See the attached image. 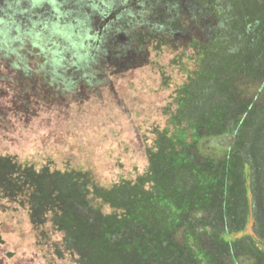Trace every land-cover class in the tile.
<instances>
[{
    "label": "rangeland",
    "instance_id": "1",
    "mask_svg": "<svg viewBox=\"0 0 264 264\" xmlns=\"http://www.w3.org/2000/svg\"><path fill=\"white\" fill-rule=\"evenodd\" d=\"M50 1L60 4L61 20L75 19L71 20L74 26L64 21V30L75 45L66 35H52L64 31L63 22L56 31L39 25L38 17H43ZM180 1L186 3L184 7L178 0L170 6L160 0H0L4 20H0V54L10 58V67L0 72L17 74L15 78L0 75V154L36 168L51 161L55 163L51 168L92 169L99 187L92 202L88 196L89 205L82 206L77 199L73 207L67 202L58 210H64V218L70 220L75 207L76 213L83 210L94 221L87 237L97 250L92 262L77 260L79 255L67 249V231H59L51 216L33 224L25 210L0 202V231L5 240L0 245V264H264V191L258 190L254 197L249 189L252 181L260 188L264 179V157L253 151L264 144V0L236 1V12L248 29L238 42L224 39L225 45L218 44L215 32H210L225 23L211 16H194L197 10L188 4L193 0ZM82 2L89 5L78 12ZM157 4L162 14L183 21L177 32L157 27L170 36L167 44L160 51H128L120 76L107 75L104 64L97 67L95 50L101 35L96 29L80 27L84 17L104 8L109 22L123 13L133 27L145 29ZM211 6L210 2L207 11ZM4 13H12L14 20ZM27 17L32 21L26 22ZM249 33L254 34L252 44ZM119 36L124 46L125 39ZM192 39L204 44L193 42L190 50ZM222 47H230L231 55L225 53L223 63H232V73L223 72L220 60L213 74L194 68L199 63L196 56L204 53L209 58L204 64L214 63ZM73 51L85 67L79 71L87 72V82L97 85L77 86L68 67ZM252 58L258 59L254 66ZM184 82L204 84L203 92H196L190 102L192 116L186 127L194 130L202 122L208 142L201 149L194 137L191 143L179 139L183 144L174 148L169 165L150 172L145 151L154 139L152 131L165 126L163 112L174 110L172 99ZM214 92L220 100L211 97ZM248 104V114H242ZM198 113L201 118L196 117ZM231 129L238 130V135L228 153L233 137L213 136H226ZM185 146L191 148V157ZM105 222L113 225L103 229ZM80 253L89 254L85 249Z\"/></svg>",
    "mask_w": 264,
    "mask_h": 264
},
{
    "label": "trees",
    "instance_id": "2",
    "mask_svg": "<svg viewBox=\"0 0 264 264\" xmlns=\"http://www.w3.org/2000/svg\"><path fill=\"white\" fill-rule=\"evenodd\" d=\"M90 1V0H88ZM127 0H125L126 2ZM135 0H128L127 3L133 2ZM187 1V0H186ZM191 1V0H190ZM238 0H193V2H189V5H194V10L196 9V14L194 16L197 17H212L215 20L225 23V27H221L218 25L213 30L210 28V32L213 31L216 34L214 37L217 39L218 44L225 45L223 43H226L224 39L231 38L235 41L241 40L242 33L245 32L247 26L245 25L244 20L239 16V14L236 12ZM241 1V0H239ZM243 1V0H242ZM178 4L180 7L185 6V2H181L178 0ZM211 2V10L207 11L210 7ZM63 3V2H62ZM124 4V2H122ZM161 4H171L176 5L177 0H160ZM185 3V4H184ZM48 9L44 10V15H40L38 17L40 19L39 25L43 27L44 29L53 28L52 31H56L55 27L60 26V22L64 23V26L61 27V30H64L67 26L65 25V22L71 24L74 26L72 20L73 18H68V20H61L62 19V12L60 9V4L56 1H50L47 3ZM77 11H83L89 3L82 2L81 4H78ZM158 4L155 5V8L158 9ZM247 7L250 5L247 4ZM93 7V6H92ZM213 7V9H212ZM157 11H152L151 15V25L147 28L142 29L133 27L132 20H127L128 17H126L123 13L120 14L115 21H110L107 17H109V13H107L104 8L101 9H95L94 12L90 13L89 16L84 17V25L83 22L80 23L81 26H88V28L96 29L97 32H100V38L99 45L97 46L95 50V61L97 62V67H100L104 64L106 67L107 75L114 76H120V73H123V65L126 66L125 63L128 62V51L131 52V49H139L140 51H143V49L151 48L152 51H160V49L167 44L169 41V35H164L163 32L158 29L157 27L160 25V27H167L169 32H177L181 29L182 19L172 18L168 17L167 14H162V7H159ZM1 9V7H0ZM120 13L122 12L120 9H117ZM5 14V13H4ZM8 16V20H14V17L12 16V13L5 14ZM167 16V19L165 17ZM2 17V16H1ZM236 18L235 22L230 24L231 20H234ZM2 22V18L0 19ZM26 22H31V18L27 17ZM43 20V21H42ZM72 20V21H71ZM4 21V20H3ZM65 21V22H64ZM78 21V20H77ZM79 28V27H78ZM90 30V29H89ZM33 31V30H32ZM31 31V34H32ZM65 31V30H64ZM61 32L60 29L56 32H53L52 35L57 37L62 36H68L67 32ZM216 31L218 33H216ZM240 32V34H239ZM249 32V31H247ZM120 33V34H119ZM123 36L125 39L124 46H121L118 42L119 35ZM210 34V33H209ZM250 35V44H252L255 41V38L252 37L254 34L249 33ZM252 35V36H251ZM211 34L210 39L211 40ZM66 38H69V41L75 45V41H72V37L68 36ZM0 41H2V37H0ZM208 41V42H209ZM193 42H196L195 40H190L189 43V49L191 50V44ZM223 42V43H222ZM198 44H204L199 43ZM206 44V43H205ZM231 46V44H230ZM128 50H126V48ZM124 48V49H123ZM46 49L51 50V46H48ZM74 49V48H73ZM223 53H220L215 58L216 61L213 63H206L205 59L207 58L209 61V58L204 53L200 54V57L198 58L196 56V61L199 62L195 65L194 68L200 69L202 73H205V71H209V73L213 74L214 65H219V60L221 61L223 65V72H231V64L229 61H225L223 63V57L226 54L231 55L230 47L225 48L222 47L221 50ZM135 53V52H134ZM71 55H68L71 57V61L69 60V68L71 69L69 72L70 75L74 74L75 80H77V86L79 87L82 84H87L89 86L97 85L96 83H92L91 80H88L85 76H88V73L85 72L83 75L79 71L80 69H83L85 67L82 66L81 62V56L77 54L76 51L70 52ZM264 54H261V56ZM192 56V55H191ZM254 57V56H253ZM253 59V58H252ZM136 60V59H135ZM258 59L252 60V65H256V61ZM65 61V58H64ZM92 59L87 62V68H90L89 65H91ZM10 58L5 54H0V70L1 68L6 69L10 67ZM196 62V63H197ZM89 63V64H88ZM210 63V65H209ZM68 64V59H67ZM81 64V65H80ZM115 66L119 67L115 69L116 72H113V68ZM191 65L193 67V58H191ZM256 67V66H255ZM10 71V70H8ZM68 70H66L67 73ZM121 71V72H120ZM191 71L187 72L186 80L191 75ZM116 73V75H114ZM232 73V72H231ZM229 74V73H228ZM1 76L5 77H17V74H12L11 72L1 74ZM232 75V74H231ZM110 76L109 79H113V77ZM12 78V79H13ZM185 80V82H186ZM264 80V78H263ZM86 82V83H85ZM183 83L178 90L176 91L174 95V99H172L173 104H175L174 110H165L163 112V115L165 116L166 124L163 128H155L152 131L153 134V141L151 146L146 149V157L148 162V167L150 172L153 170L158 173V171H162L161 169L166 168L169 165V161L171 159V155L175 154V147L178 145V143L183 144L179 139H182V141L191 143L194 137V143L198 145L201 149H205L203 144L207 139H204V135H206V129L204 124L202 122H198V125L194 127V130L191 128L186 127V123L189 122V118L192 116L190 111V102L193 100V96L196 92H203L204 84H200L195 86L193 84L192 86L189 85V83ZM211 83V82H208ZM10 86V85H9ZM195 86V87H194ZM95 88V87H94ZM86 89V88H85ZM91 88H88L86 92L90 93L89 91ZM179 92H181L179 97ZM207 92V91H206ZM211 95V94H210ZM212 98L215 100H220V94L218 92H214L213 95H211ZM224 92L223 97L224 98ZM251 102L254 103V100L251 99ZM77 108V107H76ZM171 108V107H169ZM245 111L242 112L245 113V115L249 112V104L248 106H245L243 109ZM218 115L220 118H224V113L219 112ZM201 113H198L196 115L197 118H201ZM225 120L226 117H225ZM182 123L184 126L182 127ZM178 126L181 127L178 129ZM233 137V144L229 145L227 147L228 153H232L233 151V145L234 141L237 139L238 130L231 129L228 131V134L226 136H223V133L219 135H214L213 138L216 137H222L226 138L227 136ZM211 141V140H210ZM209 141V142H210ZM214 140H212V145H215ZM186 148V154H188L190 157L191 154V148ZM253 151L261 156L264 157V144L260 143L259 147L254 148ZM187 155V156H188ZM241 155V151L238 150V156ZM50 162V163H49ZM46 163L45 166H41L36 168V165H32L29 163H24L18 160L17 157L9 155V154H0V202L6 203L8 205L14 206L15 208H21L26 211L28 215V219L30 223L38 222L41 223L42 217H44V220L50 217V222L54 224V226L59 231H67L64 236L66 238V243L68 245L67 249L69 251L76 252L79 257V259H88L90 262L93 261L95 255L97 254L96 248L87 242V237L90 232H93L94 227L90 229L88 226H93V222L91 220L90 215L87 214V212H83L81 210L80 212L76 213V208L74 207L72 209L74 218L72 217L70 220L68 218H64V210L61 212H58V210L64 209L67 206V202L71 204V207H73L75 201L77 202V199L82 200V206L89 205V202L87 201L88 196L92 198L90 199V202L93 201V192H95L96 188H99L96 181L93 177V171L90 170H81V169H73V168H65L62 167V169L57 168H51L55 163L49 161ZM52 164V165H51ZM242 169L244 168L243 165L241 166ZM247 168V167H246ZM248 169V168H247ZM121 181V180H120ZM118 181V182H120ZM124 181V180H123ZM123 183L122 181L120 182ZM50 187V188H49ZM116 188L115 186L111 188L110 190ZM125 190H127L129 187L128 185L124 186ZM101 189V188H100ZM252 195L255 197L257 195V191H264V179L261 181L260 188L257 187L256 183L252 181V185L249 188ZM109 190H106L107 192ZM113 199V197H111ZM73 201V202H72ZM101 201V200H100ZM102 202V201H101ZM103 203V202H102ZM110 203V202H109ZM108 203V205H109ZM107 204V203H105ZM92 206V205H91ZM90 206V207H91ZM93 207V206H92ZM83 209V208H82ZM14 210V209H13ZM240 211L242 212V209L240 208ZM44 212V216H43ZM48 216V217H47ZM70 216H73L72 214ZM47 217V218H46ZM70 222V225L67 223ZM84 223V226L80 227V224ZM98 224V222H97ZM113 224L105 222L101 228L106 229L110 228ZM73 226V227H71ZM99 226V224H98ZM68 227V228H67ZM99 231V228L98 230ZM95 233V232H94ZM69 240V241H68ZM70 240L73 241L70 242ZM5 240L2 237V233L0 231V245L4 244ZM81 249H85L89 252L88 256H82L81 255ZM81 256V257H80ZM76 260V261H77Z\"/></svg>",
    "mask_w": 264,
    "mask_h": 264
}]
</instances>
